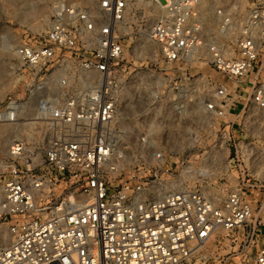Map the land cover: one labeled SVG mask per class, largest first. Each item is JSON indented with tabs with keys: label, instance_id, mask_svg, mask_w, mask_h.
I'll list each match as a JSON object with an SVG mask.
<instances>
[{
	"label": "built area",
	"instance_id": "obj_1",
	"mask_svg": "<svg viewBox=\"0 0 264 264\" xmlns=\"http://www.w3.org/2000/svg\"><path fill=\"white\" fill-rule=\"evenodd\" d=\"M57 1L45 38L16 48L47 137L7 146L0 264H264V201L210 185L238 121L264 110V0L216 30L207 0H147L166 68L145 98L124 65L138 0Z\"/></svg>",
	"mask_w": 264,
	"mask_h": 264
},
{
	"label": "rangeland",
	"instance_id": "obj_2",
	"mask_svg": "<svg viewBox=\"0 0 264 264\" xmlns=\"http://www.w3.org/2000/svg\"><path fill=\"white\" fill-rule=\"evenodd\" d=\"M57 3V0H0V108L10 102L22 105L17 122L0 124V186L9 177L4 163L9 143L22 139L30 146L39 147L46 142L47 125L36 122V102L29 97L28 71L20 64L16 48L45 38ZM148 3L147 0H138L124 27V65L134 77L131 94L141 98L147 97L152 82L156 83L166 68L159 46L147 37L149 28L160 16V10H154V6ZM260 4L261 0H207V26L216 30L226 18L244 20ZM238 122L241 126L232 130L235 139H232V147H228L231 149L230 159L219 168L217 182L210 185L212 191L221 197L222 193L215 191L217 187L244 185L260 204L264 201V110H254ZM228 249L223 248L219 254H228ZM236 261L231 260V263Z\"/></svg>",
	"mask_w": 264,
	"mask_h": 264
},
{
	"label": "bare ground",
	"instance_id": "obj_3",
	"mask_svg": "<svg viewBox=\"0 0 264 264\" xmlns=\"http://www.w3.org/2000/svg\"><path fill=\"white\" fill-rule=\"evenodd\" d=\"M233 86H235V85H233ZM38 118H36V120H37Z\"/></svg>",
	"mask_w": 264,
	"mask_h": 264
}]
</instances>
